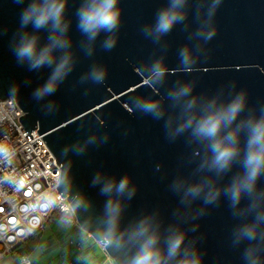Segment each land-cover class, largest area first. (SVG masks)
<instances>
[{"label":"clouds","instance_id":"clouds-1","mask_svg":"<svg viewBox=\"0 0 264 264\" xmlns=\"http://www.w3.org/2000/svg\"><path fill=\"white\" fill-rule=\"evenodd\" d=\"M12 2L20 10L8 48L18 66L29 72L48 70L46 79L32 89L31 98L44 116H54L61 103L53 97L82 57L91 59L98 49L110 52L119 43L122 0H76L72 15L73 0ZM223 4L224 0H165L153 19L139 28L156 46L152 56L137 67L151 94H130L124 105L131 115L139 113L161 122L164 138L169 143L183 140L187 149L167 185L177 201L170 218L159 207L129 216L128 209L140 190L130 174L116 176L103 170L93 174L90 187L104 197L100 209L76 185L73 157L107 144L110 132L93 131L61 149L64 167L53 187L68 201L71 216L61 214L58 223L75 228L74 237L82 250L91 239L106 251L111 264H206L200 220L226 205L233 220L228 242L239 253L240 264H264V102L251 103L249 89L240 87L237 80L209 92L197 91V79L182 76L199 72L197 66L210 58L208 44L219 31L215 18ZM73 25L81 37L75 47L70 35ZM177 26L188 42L177 48L178 66L172 68L167 62L171 44L166 38ZM8 32V27L0 26V37ZM108 76L109 67L93 59L74 87L87 85L82 93L87 96L92 85H104ZM172 76L179 78L170 83ZM31 83L30 78L13 82L8 93L21 98L22 86ZM99 113L93 117L105 127L103 111ZM15 154L13 146L0 140V163L11 164ZM161 169L157 164L156 171ZM3 179L16 191L24 187L16 176ZM41 199L42 207L56 205L55 196L44 194ZM43 250L40 246L20 257L21 264H32ZM76 260L92 264L84 254Z\"/></svg>","mask_w":264,"mask_h":264},{"label":"water","instance_id":"water-1","mask_svg":"<svg viewBox=\"0 0 264 264\" xmlns=\"http://www.w3.org/2000/svg\"><path fill=\"white\" fill-rule=\"evenodd\" d=\"M164 2L122 0L123 23L117 46L110 52L98 49L91 59L82 57L76 71L53 97L61 103L60 111L54 116H44L31 98V92L46 79L48 70L29 72L16 64L8 40L17 26L20 6L12 0H0V26L9 28L8 34L0 37V100L12 98L16 102L23 112L19 121L30 139L29 133L37 129L35 133L61 171L64 161L60 151L66 144L93 131L111 133L107 144L98 148L93 146L85 155L73 157L75 183L95 202L97 209L104 201L98 189L90 187V180L97 170L134 177L140 190L128 209L129 216L143 209L159 207L163 215L170 218L176 206V197L168 191L167 185L177 171L180 157L187 151L183 140L169 143L164 138L161 122L139 113L131 115L124 105L130 94H151L137 67L152 56L156 46L143 37L139 28L153 19L156 9ZM76 6V0H73L69 15L74 13ZM215 21L219 31L208 44L210 58L197 66L201 68L199 72L182 74L183 78L197 79V91L209 92L230 80H237L240 87L249 89L251 103L264 102V0H224ZM70 35L75 47V42L81 38L75 25ZM166 39L171 44L167 62L176 68V50L188 42L186 33L177 26ZM93 59L109 67V76L104 85H92V91L84 96L83 87L88 86L74 85ZM29 78L32 83L22 86L21 98L14 99L9 95L8 88L13 82L21 83ZM177 78L172 76L169 82ZM160 92L164 94V89ZM101 111L105 127H100L93 117ZM82 124L83 128L80 127ZM125 129H130L127 135L123 134ZM157 164L162 165L159 172L156 171ZM200 224L206 264H240L239 253L231 249L228 242L233 220L227 206L212 209Z\"/></svg>","mask_w":264,"mask_h":264},{"label":"built area","instance_id":"built-area-1","mask_svg":"<svg viewBox=\"0 0 264 264\" xmlns=\"http://www.w3.org/2000/svg\"><path fill=\"white\" fill-rule=\"evenodd\" d=\"M21 109L12 98L0 100V140L16 149L11 164L0 163V261L8 255L18 258L21 246L31 247L36 234L55 215L71 216L66 199L54 190L59 168L35 131H24L19 118ZM16 176L23 180L24 187L16 191L3 178ZM44 194L56 197L54 207H42Z\"/></svg>","mask_w":264,"mask_h":264},{"label":"rangeland","instance_id":"rangeland-1","mask_svg":"<svg viewBox=\"0 0 264 264\" xmlns=\"http://www.w3.org/2000/svg\"><path fill=\"white\" fill-rule=\"evenodd\" d=\"M60 216L61 215L53 216L50 222L46 225L45 228L48 229L54 228L55 225L57 226V228L55 227L56 229L52 231L53 234L55 235V238H53L50 242H47L46 244L43 245L44 250L42 252H39V255H37V258L33 260L32 264H78L76 257L81 254L90 256L92 264H101L102 259L97 254L99 253V249L95 248V245L90 244L88 245V247L82 250L74 237L75 228L61 227L60 224L58 223V218ZM60 246L62 248L66 247L67 250L63 252L62 255L60 254L54 255V250L60 251V249H58ZM33 247L34 245L32 246V248ZM34 248L32 250L18 249L16 252L18 254L24 252V254L28 255V254H32L31 252L34 250ZM102 250L104 249L102 248ZM52 255L53 257H51ZM0 262H2L0 264H4V263L19 264L18 258L13 256L12 254L8 255ZM81 264H84V262H81Z\"/></svg>","mask_w":264,"mask_h":264},{"label":"crops","instance_id":"crops-1","mask_svg":"<svg viewBox=\"0 0 264 264\" xmlns=\"http://www.w3.org/2000/svg\"><path fill=\"white\" fill-rule=\"evenodd\" d=\"M46 227V226H45ZM43 228L41 231H39L37 234H36V236H35V238H34V250L31 252V253H34V252H36V249L38 248V247H40V246H43L44 244H46L47 242H50L53 238H55V235L53 234V232L52 231H54L56 228H57V226L55 225V227L54 228H50V229H48V228ZM67 238V237H66ZM65 238V239H66ZM95 245V248H98L99 249V253H97L98 254V256L102 259V262H101V264H111V260H110V258L107 256V254L105 253V251L104 250H102V248L99 246V245H97V244H95V242L94 241H92L91 239H89V243H88V245ZM32 245V246H33ZM32 246H31V248H32ZM30 247H25V246H21V247H18L17 249H16V251L18 250V249H29V250H32ZM58 249H60V251H56V250H54V255L55 254H60V255H62V253L63 252H65L66 250H67V248L66 247H64V248H62L61 246L58 248ZM19 254H24V252H22V253H19ZM37 255H39V253H37ZM7 257V256H6ZM51 257H53V255L51 256ZM3 260V259H2ZM0 263H2V262H0ZM5 264V263H4Z\"/></svg>","mask_w":264,"mask_h":264}]
</instances>
